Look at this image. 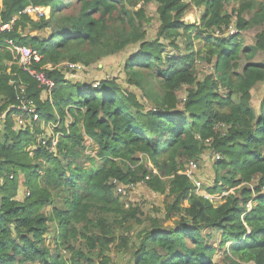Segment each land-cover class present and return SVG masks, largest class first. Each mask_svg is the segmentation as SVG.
Segmentation results:
<instances>
[{
	"label": "trees",
	"instance_id": "trees-1",
	"mask_svg": "<svg viewBox=\"0 0 264 264\" xmlns=\"http://www.w3.org/2000/svg\"><path fill=\"white\" fill-rule=\"evenodd\" d=\"M184 1L141 0L144 5H157L159 31L154 41H141L124 71L129 84L138 87L145 82L138 69L154 71L163 97L156 109L145 111L134 94L114 81L96 87L72 83L58 69L43 70L54 84L50 105L40 101L42 91L33 78L15 63L4 66L7 60L15 61L8 41L36 51L42 57L37 69L56 66L70 55L79 57L73 52L84 46L105 50L113 44L109 33L119 21L116 15L122 13L131 22L124 10L126 0H0V27L11 25L0 31V264H94L95 253L98 264H110L104 251L112 237L111 224L108 218L91 220V213L97 209L114 213L112 223L119 226L137 221L134 211H123L112 181L121 186L144 182L164 195L167 218L179 215L171 228L153 226L141 232L132 264H217L213 255L218 249H228L236 263L264 264V99L260 111L250 106L251 90L264 82V62L251 61L264 55V31L249 47L241 46L240 36L249 25L241 18L246 10L254 11L250 21L264 23V0L239 2L236 33L227 38L214 33L232 24L224 14V5L231 0H194L204 12L192 24L181 20ZM28 6L49 8V18L34 21L19 15ZM70 7L78 8L76 15L56 18ZM53 18L59 23L50 36L26 33L50 28ZM123 18L117 36L124 42L112 52L140 41L127 35ZM240 53L249 60L237 72ZM199 64L210 65L213 71L201 82L196 77ZM17 84L25 86L39 122L60 121L55 130L60 134L56 155L38 143L28 149L35 139L31 126H18L15 120ZM182 86L187 94L178 109L174 92ZM66 114L72 118L69 124ZM86 141L96 148L95 158H88L89 168L79 162ZM207 148L218 155L216 166L222 170L206 189L209 196L221 197L215 204L197 195L181 174ZM138 154L147 157L154 173L132 166ZM19 175L27 193L22 201L16 199ZM241 184L252 187L241 186L239 195L226 194ZM54 200L61 208L52 207V216H44L43 210ZM51 221L57 226L50 240L53 249L46 243ZM205 230L219 234L216 246L208 243L210 234H203ZM77 239L84 241L87 252L72 246ZM120 242L122 247L128 244L125 237ZM61 249L71 256L62 257Z\"/></svg>",
	"mask_w": 264,
	"mask_h": 264
},
{
	"label": "rangeland",
	"instance_id": "rangeland-1",
	"mask_svg": "<svg viewBox=\"0 0 264 264\" xmlns=\"http://www.w3.org/2000/svg\"><path fill=\"white\" fill-rule=\"evenodd\" d=\"M241 1L249 0H231L224 5V14L230 16L232 24L227 28H222L218 32H213L214 36L217 35L219 37L227 38L236 33L234 26L237 17L236 10L239 8V2ZM253 1L254 0H252V2ZM184 3L186 4V10L181 20H184L187 24L199 22L204 12V6L197 5L194 0H185ZM76 8L77 7H70L69 9H63V11H61V14L56 15V18L61 19V16H68L72 14L76 15L78 9ZM157 8V5L154 3L144 5L142 4L141 0H126L124 10L127 12V16L131 17V22H128L129 19H126V17L123 18L122 13L116 15L119 16V21L113 26L111 32L109 33L111 34L110 36L114 38L109 42L113 43L110 47L103 50L100 48H93V46L91 49L84 46L80 50H75L73 52L77 53L79 57L76 55H70L63 62L59 63L56 66L49 65L45 68H39L36 70L38 71V73L43 74L45 77L46 74L45 72H43V70L58 69L61 75L66 80L72 83L86 84L91 87H96L103 81H114L121 88V90L134 94L145 111L156 109L158 107L159 101L163 97V90L161 89L158 81L153 78L154 71L149 69H138L139 73L145 76V82L143 86L138 87L129 84V82L127 81V73L124 70L126 62L133 54L138 51L139 44L142 40L152 42L157 39V33L159 31L160 25ZM43 12L45 13V18L48 19L50 16V9H44ZM253 14V10H246L241 15V18L243 20L249 22V25L246 27V29L240 33L241 46L243 48L249 47L251 44H253L255 35L264 31V23L257 24L254 21H250L253 18ZM30 17L34 21L38 20V18L33 15H31ZM56 18L52 19V26L50 28L42 31L27 30L26 33H28V35L37 36L39 38L48 37L53 31H56L57 29V24L59 23V21H57ZM120 18H123L126 22L124 29H126L127 35H131L133 38L139 37L140 41L129 42L118 51L112 52L116 50V48L120 46L122 42H124L117 36V31L122 25ZM6 26H8L9 29L11 28V25ZM161 44L166 45V43H164L163 41H161ZM166 50L169 52L171 49L168 47ZM239 56L240 61L237 72H241L243 66L249 60V58L245 56L244 53H240ZM70 58H75L74 62L78 63H72L73 61H71ZM15 61L12 60L9 62L7 60L4 66H8L11 63H15L18 66L17 61ZM251 61L254 63H263L264 55L257 54L255 57L251 58ZM72 65H76L78 69H72ZM7 72H10V68H8ZM212 73V66L207 64H199L196 72L197 80L201 82L206 77L212 76ZM35 82L37 83L38 88H40L42 91L40 101L45 102L47 100L50 104L46 89L41 87L37 81ZM16 89L17 95L22 94V96L18 97L27 98L30 100V98L25 95L24 85L17 84ZM219 92L222 93L224 91L223 89H220ZM186 94L187 89L185 86L180 87L174 92V95L178 102V109L183 108V102L185 101ZM263 99L264 82H259L251 90V108H253L257 112L260 111V104L262 103ZM54 111L53 114H55L56 119H58L57 113ZM66 119H68L69 124L72 118L70 115L66 114ZM34 122L37 124H33ZM26 124H28V126H31L30 133L35 139V144L30 146L28 149H34V147H36V144L38 143L39 146L44 147L49 153H54L56 155L60 134L56 133L55 130L60 125V121L57 120V122H46L44 119H42L41 122H37L28 120L27 122H25V125ZM224 129L225 127H221V132H224ZM1 136L2 133L0 132V139ZM82 154L83 156L81 157L79 162L80 164H83L85 168H89L91 166V163L88 158H95V146L90 141H86ZM181 160L182 159H179V161ZM216 160L217 158L213 151L210 148H207L196 160L198 167L196 173L193 176L194 183L191 181V183L195 187L196 194L201 196L203 199H206L203 196H207L209 198V201H212L214 204L218 203L221 197L209 196L206 193V189L213 185L215 176L218 173L222 172V170H219L217 168ZM95 162L96 164L100 165V162L98 160H96ZM132 166H134V168H137L139 172H141L142 170H146L148 172H151L152 170V173L155 172L150 161L143 154L136 155V159ZM17 180L19 182V189L16 199L22 201V199L26 195V189L22 186L23 179L21 175H19ZM112 183L115 184V197H117L123 205V211L125 213H129L128 210L134 211L137 221L128 220L125 224L119 226L112 223V219L115 216L114 213L105 214L98 209L94 210L91 213L90 219L96 221L98 218H108V222L111 224L112 237L107 239L110 240V243L106 246V249L104 251L105 255L111 261L110 264H132V252L139 243L140 237L142 235L141 232L152 228L153 226H158L157 228L160 229L171 228L173 227L175 221L178 220L176 218L179 215L177 216V214H174V216H170L169 218H167L164 213V195H161L158 192H153L144 184V182H140L136 185L131 186H121L118 185L115 181H112ZM255 183L256 182L252 184L255 185ZM241 186L248 189H251L252 187L251 185L241 184L237 187L229 188L226 194L231 193L237 195ZM52 207L61 208V205L58 200H54L52 205H47L43 210L44 216H52ZM121 217L122 215L118 217V220H120ZM56 229L57 226L55 224V221L49 222L48 234L46 235V243L48 246L50 245L51 249H53V246L50 240L54 237ZM95 234L101 233L96 230ZM203 234H210V238L207 241L210 245L216 246L219 239V234L217 232L205 230L203 231ZM121 237H125L128 240V244L125 247L121 246ZM72 246L76 250L79 249L83 252L88 251L82 239L73 241ZM61 254L62 257L65 256L66 258H69L71 256V253L67 249H61ZM213 261L217 264H253L252 262L236 263L232 255L229 253L228 249L216 250L213 255ZM98 262L99 258L97 256V253H95L93 256V263L98 264Z\"/></svg>",
	"mask_w": 264,
	"mask_h": 264
},
{
	"label": "built area",
	"instance_id": "built-area-1",
	"mask_svg": "<svg viewBox=\"0 0 264 264\" xmlns=\"http://www.w3.org/2000/svg\"><path fill=\"white\" fill-rule=\"evenodd\" d=\"M44 9H48V8L38 7V6L36 7L28 6L22 12H20L19 15L20 14L27 15L28 17L33 15L39 19L45 17V13L43 12ZM5 30H9V27L6 25H2L0 27V31H5ZM7 46L11 54L13 55L14 59L17 61L18 66L22 69V71L27 73L31 78L37 81L41 87L46 89V92L49 97V102L50 104H53L52 92L54 89V84L46 76L44 77L43 74L38 73V71L36 70L37 69L36 65L40 63L42 57L36 51L27 47L14 45L11 41H8ZM71 67L72 69H78L76 65H72ZM18 96H22V94L16 96V101L18 103L17 105L18 114L15 116V120L17 122V125L18 126L24 125L25 122H27L28 120L38 121L39 116L33 101L31 99L29 100L27 98H21ZM197 167H198L197 163L191 160L189 161L185 170L181 172V174L186 176L190 181L194 183L193 176L197 171ZM203 197L209 200L207 196H203Z\"/></svg>",
	"mask_w": 264,
	"mask_h": 264
},
{
	"label": "clouds",
	"instance_id": "clouds-1",
	"mask_svg": "<svg viewBox=\"0 0 264 264\" xmlns=\"http://www.w3.org/2000/svg\"><path fill=\"white\" fill-rule=\"evenodd\" d=\"M215 156H216V158H219L217 154H215ZM26 194H27V193H26ZM249 206H250V205H248V207H249Z\"/></svg>",
	"mask_w": 264,
	"mask_h": 264
}]
</instances>
